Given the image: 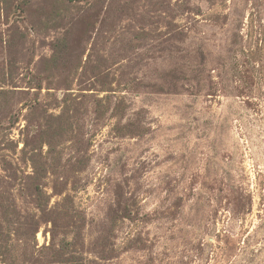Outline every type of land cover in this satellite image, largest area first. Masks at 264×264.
Here are the masks:
<instances>
[{"label": "rangeland", "instance_id": "rangeland-1", "mask_svg": "<svg viewBox=\"0 0 264 264\" xmlns=\"http://www.w3.org/2000/svg\"><path fill=\"white\" fill-rule=\"evenodd\" d=\"M0 264H264V0H0Z\"/></svg>", "mask_w": 264, "mask_h": 264}]
</instances>
